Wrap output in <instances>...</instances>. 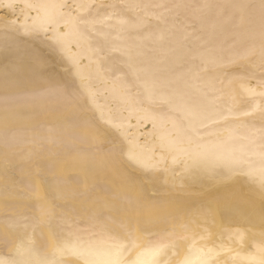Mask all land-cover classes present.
Listing matches in <instances>:
<instances>
[{
	"label": "bare ground",
	"instance_id": "obj_1",
	"mask_svg": "<svg viewBox=\"0 0 264 264\" xmlns=\"http://www.w3.org/2000/svg\"><path fill=\"white\" fill-rule=\"evenodd\" d=\"M0 264H264V0H0Z\"/></svg>",
	"mask_w": 264,
	"mask_h": 264
}]
</instances>
